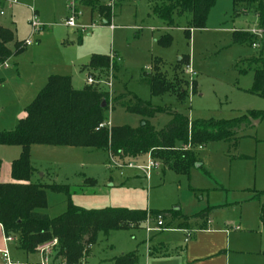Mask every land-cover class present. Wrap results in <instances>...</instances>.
Wrapping results in <instances>:
<instances>
[{
  "label": "rangeland",
  "instance_id": "obj_1",
  "mask_svg": "<svg viewBox=\"0 0 264 264\" xmlns=\"http://www.w3.org/2000/svg\"><path fill=\"white\" fill-rule=\"evenodd\" d=\"M104 1L108 4L110 0ZM90 3L104 7L101 0H77L80 14L75 26H68L73 13L67 0H0L1 24L11 28L23 45L26 39L32 41L24 45L23 52L0 63V130L15 128L50 74L71 76L76 89L83 88L92 76V85L109 91L110 104L115 97L123 98L105 112V121L115 127L136 128L142 123L143 115L127 108L133 103L130 94L191 120H230L250 110L264 111V95L255 87L256 66L249 63L264 55V29L248 5L235 8L233 0H216L205 27L188 34L184 20L180 26L167 27L152 13L149 0H115L108 20L93 11ZM32 20L40 24L35 33ZM240 31L255 32L256 44L238 42L235 33ZM95 54L109 56L107 70L83 68ZM156 62H160L161 75L177 80V86L187 90L185 99L170 89L152 94L144 75ZM171 118V112H160L149 120L162 129ZM20 150L18 145H0L2 167L8 174ZM195 154L201 166H192L189 174H183L148 153L138 163L146 164L152 158L160 165L147 177L142 170L113 163L103 149L33 145L34 181L67 185L70 194L46 189L47 204L40 211L51 217L61 215L70 197L73 204L87 209L146 210L147 218L149 211L177 209L190 218L193 228L203 223L200 214L207 211L213 226L229 232L230 264H264V116L237 128L231 140L196 146ZM168 221L163 230H157V217L152 216L136 226L99 232L83 260L113 264L116 257L133 254L134 264H142L148 250L160 242L177 257L187 245V235L177 227V220L164 223ZM236 226L240 229H231ZM147 227L153 231L148 233ZM56 254L53 247L48 262L53 263Z\"/></svg>",
  "mask_w": 264,
  "mask_h": 264
},
{
  "label": "trees",
  "instance_id": "obj_2",
  "mask_svg": "<svg viewBox=\"0 0 264 264\" xmlns=\"http://www.w3.org/2000/svg\"><path fill=\"white\" fill-rule=\"evenodd\" d=\"M215 2L216 0H149L152 13L161 18L167 27L180 26L179 21L184 20L185 32L188 34L193 29L205 27ZM233 3L235 8L242 3L248 5L264 29V0H233ZM100 11L106 20L111 16V8L103 7ZM235 39L238 42L249 40L255 45L254 39L258 37L251 31H240L235 33ZM11 43H14V50L10 48ZM24 50L22 42L15 39L14 31L0 24V63ZM181 61L188 63L185 58ZM158 63L144 75L152 94H161L170 89L176 91L181 100L185 99L187 90L179 88L177 80L161 75L157 69ZM249 63L256 66V90L264 95V55L250 59ZM109 66L108 55L95 54L83 68L90 71L107 70ZM178 79L181 82V78ZM129 96L133 103L127 106L128 110L137 111L144 117L140 126L133 128L111 125L98 128L101 123L106 122L105 112L111 106L114 108L120 104L123 98L115 97L110 104L109 91L92 84L76 89L69 75L52 74L34 100L25 107V114L19 118L15 128L0 131V145H18L21 148L20 155L11 164L12 180L0 182V224L7 235L17 238L22 249L35 252L39 247L55 240V261L60 262L54 264H83V258L90 245L98 240L99 232L108 234L111 230L136 226L146 220L148 212L114 207L87 209L73 204L70 197L68 209L63 214L51 217L41 212L40 209L47 204L46 189L66 193L68 196L70 194L67 185L34 181L36 168L31 158L33 145L103 149L121 164L138 163L144 160L142 157L151 153L164 166L178 173L189 174L192 166H201L195 154L196 146L231 140L237 128L264 116L262 110H250L247 114L230 120H191L178 111L155 106L136 95ZM104 100L106 106L102 107ZM160 112H171L172 118L165 127L157 129L149 118ZM1 166L0 159V169ZM170 211L175 210L149 211V216L165 213L168 216ZM134 259L133 254L123 255L116 257L113 264H134Z\"/></svg>",
  "mask_w": 264,
  "mask_h": 264
},
{
  "label": "crops",
  "instance_id": "obj_3",
  "mask_svg": "<svg viewBox=\"0 0 264 264\" xmlns=\"http://www.w3.org/2000/svg\"><path fill=\"white\" fill-rule=\"evenodd\" d=\"M101 3L104 7L110 8L104 0H101ZM90 4L93 11L97 10L98 13L101 15V17H103L100 9L96 8L92 3ZM15 39L18 41L16 35H15ZM25 41H24V45H25ZM13 44L14 43L10 44V48ZM50 75H48V77ZM48 77L46 78V82L48 80ZM86 84H88L87 81L85 82V85ZM24 114H25V108L24 111L21 113L20 117H22ZM0 131H4V130H0ZM20 152L21 150L19 151V155ZM2 166L0 169V182L11 181L12 180L11 172L8 174L7 170H4ZM173 210H175L176 214L175 215L169 214L164 219V221L169 219L172 221L177 220L178 221L177 227L179 229L180 228L183 229V231L186 233L187 236L184 238V242L187 245L185 246L183 253L175 257L169 252L166 245L160 242L158 246L148 250L147 256L145 257V260L142 264H230L231 263L230 255L228 252L229 244L231 240L226 236L229 233L228 230L224 231V229L218 228V225L213 226L211 220L208 219L209 213L207 211H204L200 214L201 217L205 218V220H203V223L200 224L198 228H193L192 224H190L189 222L190 221L189 217L179 214L177 209H173ZM170 223H171L170 221L164 223L165 227H163L160 230L165 229L166 226H168ZM231 229L239 230L240 228L239 226H236ZM152 231L150 232L147 231V232L151 233ZM192 234H194V236L192 237V239H190V236ZM5 235L6 233L4 231V228L0 224V248L8 250L11 264H54V262H60V261H54L53 263L48 262L49 259L51 258L48 256L51 255L52 248L55 247V244H51L49 247H45L43 250L39 248L35 252H27L19 246L18 240L15 236L12 235L13 240L6 241ZM38 258L40 262H38ZM0 264H9V263L2 256H0ZM83 264H87L85 262V259L83 260Z\"/></svg>",
  "mask_w": 264,
  "mask_h": 264
},
{
  "label": "built area",
  "instance_id": "obj_4",
  "mask_svg": "<svg viewBox=\"0 0 264 264\" xmlns=\"http://www.w3.org/2000/svg\"><path fill=\"white\" fill-rule=\"evenodd\" d=\"M68 2V5H69V8L70 10L72 11L73 15L67 20V25L68 26H75V19L77 17V15L80 14V11L77 9L76 7V4H77V0H67ZM115 5V0H110L109 3H108V6L110 8H113V6ZM1 14H3V11H0ZM31 26H32V31L35 33L37 32V30L40 28V24L37 23L36 21L32 20L31 21ZM92 27L95 26V23H92L91 25ZM255 33V32H254ZM32 44V41L30 39H27L25 41V45H31ZM188 70V68H187ZM190 71L193 75H195V72L194 71H191V70H188ZM88 84H93L95 82L94 78L92 76H89L88 77V80H87ZM111 84V83H110ZM104 126H111L109 122H103L99 125L98 128L100 127H104ZM112 158V157H111ZM112 162L113 163H116L118 164L119 162L117 160H115L114 158H112ZM121 164V163H119ZM123 165V164H121ZM128 166L130 167H134V168H137L139 170H142L145 175L147 177H149V174H150V171L153 169V168H158L160 163L158 161H155L154 159L152 158H148L147 161H146V164H141V163H129L127 164ZM157 217V229L160 230L164 227V217H163V214H159L156 216ZM150 219V216L146 219L148 220ZM147 231L150 232L152 231V229L150 227H147ZM5 240L6 241H11L13 240V236L12 235H5ZM56 241L54 240L53 242H50L48 244H45L41 247H39L41 250H43L45 247H48L50 246L51 244H55ZM0 256H2L9 264H11V260H10V257H9V252L7 249H1L0 248Z\"/></svg>",
  "mask_w": 264,
  "mask_h": 264
},
{
  "label": "water",
  "instance_id": "obj_5",
  "mask_svg": "<svg viewBox=\"0 0 264 264\" xmlns=\"http://www.w3.org/2000/svg\"><path fill=\"white\" fill-rule=\"evenodd\" d=\"M101 106H102V107H105V106H106V101H105V100L103 101V103H102ZM197 166H199V165L197 164Z\"/></svg>",
  "mask_w": 264,
  "mask_h": 264
}]
</instances>
